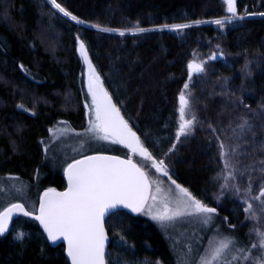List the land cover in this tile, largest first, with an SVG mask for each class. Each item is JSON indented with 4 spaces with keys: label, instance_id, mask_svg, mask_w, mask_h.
Returning <instances> with one entry per match:
<instances>
[{
    "label": "trees",
    "instance_id": "16d2710c",
    "mask_svg": "<svg viewBox=\"0 0 264 264\" xmlns=\"http://www.w3.org/2000/svg\"><path fill=\"white\" fill-rule=\"evenodd\" d=\"M58 3L83 23L112 30L226 17L222 0ZM235 5L239 12L244 7L247 13L264 12V0H236ZM78 41H83L104 87L144 147L155 159L165 158L173 179L193 196L207 203L214 200V176L220 169L223 143L216 118L225 124L218 114L220 105L232 107L233 100L243 110L245 121L241 124L244 122L248 130L239 133L240 139L245 138L242 153L256 143L264 145V130H257L258 117L253 113L264 110V16L224 27L205 23L176 31L166 28L121 36L71 21L48 0H0V196L12 186L6 179L16 177L32 183L44 170L43 144L52 126L64 121L76 128L85 125L84 100L89 95L85 78L89 70L78 51ZM191 61L203 62L210 76L202 79L194 74L189 79L187 65ZM215 78L223 80L226 93L208 95L206 87ZM198 80L201 83L197 84ZM185 83L194 85L197 124L190 136L177 141L178 97ZM222 130L223 134L229 131L227 126ZM252 137L257 139L250 144ZM173 144L176 147L169 151ZM113 147L117 154L131 155L115 143ZM254 154L264 156L262 151ZM50 183L62 189L66 181L59 173ZM233 201L222 200L216 206L218 216L227 218L229 224L235 215L242 217L247 206L243 195L237 200L239 209L229 212L236 207ZM105 226L110 238L107 264L112 263L114 254L122 255L130 264L140 259L150 260L148 264H183L184 256L168 234L142 214L118 210L106 218ZM17 233H23L24 238L15 239ZM118 237L123 238L120 246L114 243ZM0 264L69 262L62 244H50L34 220L17 217L9 232L0 236Z\"/></svg>",
    "mask_w": 264,
    "mask_h": 264
},
{
    "label": "snow or ice",
    "instance_id": "6c2138e0",
    "mask_svg": "<svg viewBox=\"0 0 264 264\" xmlns=\"http://www.w3.org/2000/svg\"><path fill=\"white\" fill-rule=\"evenodd\" d=\"M48 2L71 21L78 24L83 23L58 3V0H48ZM222 2L227 5V12L231 14L226 17L228 21L234 18H244L237 16L235 0H222ZM213 23L223 27L222 20L217 19ZM190 26L189 24H173L163 25L162 28L176 31ZM92 27L100 31H117L99 25H92ZM150 30L152 29L137 26L127 31L135 34ZM119 35H125V31H119ZM78 51L89 70L88 94L91 97V104L86 105L89 109V127L86 133L91 134V139L124 145L133 154L150 161L151 167L157 173L168 176L164 161H157L151 155L148 149L141 144L136 133L129 128L127 121L120 115L119 108L104 89L101 77L92 65L83 41H78ZM211 58L214 59L215 55ZM21 67L23 69V66ZM187 68L189 79L194 74L204 71L203 62L191 61ZM188 88L189 84L185 83L178 97V127L175 134L177 141L191 135L196 123L194 115L189 117L190 103L188 94H186ZM18 107L23 108L22 105ZM175 147L176 145L173 144L169 151ZM220 148V155L224 157L226 155L225 145L221 143ZM225 166L228 167L227 164ZM64 173L68 180L67 190L64 192H56L55 189L47 190L40 199L39 215L35 216V219L43 226L48 241L55 243L60 238L66 241L67 256L70 257L71 264H105L107 237L103 220L119 206L130 209L133 213H144L162 224L182 217L195 216L202 217V223L206 225L212 219L211 214L217 211L216 208L203 204L188 189L176 184L169 177L179 193L173 199L169 194L171 190L165 192L160 182L151 180L145 168L134 163L131 157L125 160L115 156H86L69 163ZM231 175L229 173V176ZM153 185H155L154 192L152 191ZM222 187H227V185ZM262 197H264V187L255 199ZM149 200L152 203H148ZM157 202L160 207H157ZM251 207L249 204L245 211H250ZM15 213L31 215L30 212L25 211L23 204L14 203L4 208L0 211V236L9 230V223ZM256 235L258 241L252 245V248L264 250V231H256ZM23 238V233H17L15 237L18 241ZM234 245L235 240L232 237H224L216 241L207 253L200 257L199 264H224L225 253ZM238 251L243 254L239 259H249L245 249H238ZM232 259L236 260L238 257L233 256ZM255 264H264V255L257 257Z\"/></svg>",
    "mask_w": 264,
    "mask_h": 264
},
{
    "label": "rangeland",
    "instance_id": "374dc122",
    "mask_svg": "<svg viewBox=\"0 0 264 264\" xmlns=\"http://www.w3.org/2000/svg\"><path fill=\"white\" fill-rule=\"evenodd\" d=\"M236 3V0H235ZM236 7V5H235ZM246 9V10H245ZM225 12L226 17L231 14L227 12V5L225 4ZM237 16H243V19L234 18L231 21H228L226 17L221 18L219 20L223 21V27L228 24H237L241 20L253 17H262L261 13L264 12H250L247 13V7L242 8V11L239 12L236 7ZM217 19L213 20H197L200 23L190 22L183 23L189 25H199L205 23H213ZM83 25L92 27V24L82 23ZM215 24V23H213ZM217 25V24H215ZM93 28V27H92ZM95 28V27H94ZM152 30H162L166 28H162V26L150 28ZM119 31H125V33H132L127 30H117V31H108L113 33H119ZM199 63V62H198ZM210 76L209 73L203 71L202 73L195 74V77H200L205 79L207 76ZM88 78L89 71L86 72L85 85L88 92ZM219 79V80H218ZM208 80V79H207ZM213 80H218L217 82L210 83L208 88V95L215 94H223L227 92L225 88V83L220 78H215ZM196 82V81H195ZM197 84L201 83L199 80L196 82ZM189 88L187 89L189 103H190V113L196 117L197 124V104H193V100L196 98V93L194 89V85L190 83ZM193 86V88H192ZM225 101H222L224 104ZM91 104L90 96L88 95V99L84 100L85 114L86 120L83 128H76L71 126L70 124L64 122H58L54 126L51 127L49 136L45 140L43 144V152H44V170H42L41 174L35 176L34 182L22 181L16 177L8 178L5 181L12 185L10 187V191H4L3 195L0 196V209L5 207L6 205L13 202L22 203L29 211H35L37 208L39 196L46 189H55V185L50 183L52 177L55 174H63L65 167L75 158L82 156L84 154L90 152H110L116 153L113 147V143L110 141L103 140H95L91 139V134L86 133V129L89 127V109L86 105ZM235 101L232 100V107L228 104L220 105L218 110L219 116H223L222 119L225 124L218 123V118H216L215 123L219 127L221 140L225 144L226 155L221 157L220 155V169L215 174L214 178L217 183L215 184L216 193L213 195V203H207L205 200L194 196L196 199L200 200L203 204L208 207L216 208L224 202H232V197H235L236 202L235 208H230L229 212H236L239 208V202L237 205V200H239L243 195L247 198V206L243 207L242 217L238 218L235 215V221L232 224H229V220L224 216L220 217L216 213L211 214L212 219L208 224L202 223V217H182L176 221L166 222L164 224L151 219L150 216L141 213L144 217L149 220H153L157 222L161 228L164 230L166 234L171 238L175 248L178 250L180 254H182L183 264H199L200 257L205 255L210 248V246L216 241L224 238V237H232L235 240V245L233 248L228 250L224 256V264H255L256 258L264 255V250L259 248H252V245L257 243L258 237L256 235V231H264V197L261 199H255L260 194V190L264 187V156L260 157L254 153H259V151L264 152V145L255 144L254 147L246 148L250 150L249 152L242 153V143L245 138L240 139L239 133L244 134L245 131L248 130L246 126L241 124V120H244V117H241L243 114V110L241 111L235 104ZM24 107V106H23ZM25 109V107H24ZM28 110V109H26ZM255 117H258L257 130H264V110H259L257 112H253ZM262 116V117H261ZM220 117V118H221ZM261 117V118H260ZM94 118V117H93ZM226 119V121H225ZM240 120V121H239ZM262 120V121H261ZM209 121H211L209 119ZM245 121V120H244ZM263 122V123H262ZM235 126H232V124ZM260 123V124H259ZM241 124V125H240ZM254 125V124H252ZM229 130L225 134H223L222 128ZM178 127V115H177V125L176 131ZM193 127V129H194ZM244 132V133H243ZM193 133V132H192ZM190 136V135H189ZM256 136V135H255ZM188 137V136H187ZM258 138V136H256ZM256 137H252L250 144L257 139ZM183 139L186 137H182ZM181 138V139H182ZM246 139L249 138L246 136ZM181 141V140H180ZM234 142V144L232 143ZM123 153V152H121ZM254 162L253 161V156ZM126 157H131L137 163L145 168V171L148 173L151 180H158L160 182V186L164 189L165 192H168L170 196L174 199L179 193L175 188V185L171 183V180H174L176 184H179L175 179H173L172 169L169 167L165 158L156 159L157 161L163 160L165 165L167 166L168 176H164L162 173H157L154 168L151 167V162L144 160V158H139L137 156L127 155ZM137 157V158H136ZM258 157H260L258 159ZM141 160V161H140ZM259 160V161H258ZM257 161L259 163H257ZM228 165L226 167L225 165ZM229 173L232 175L229 176ZM171 177V180H169ZM228 177V179H225ZM2 182H5V181ZM180 185V184H179ZM223 185H227V187H222ZM183 188H186L180 185ZM244 193L242 194V189ZM187 189V188H186ZM152 191H155V185L152 187ZM242 194V195H241ZM241 196V197H240ZM226 199V200H225ZM148 203H152L151 200ZM215 203H218L215 205ZM251 205L250 211H245L248 208V205ZM222 205V204H221ZM157 207H160L157 202ZM224 207V206H223ZM226 207V206H225ZM222 208V207H221ZM155 210V209H154ZM123 240V238H122ZM119 237L114 241L115 244L120 246L119 244L123 243ZM238 249H245L249 259L243 260L239 259L242 257V253L238 251ZM233 256L238 257V259L233 260ZM150 260L140 259L136 260L133 264H148ZM111 264H130L122 255L114 254L112 258ZM157 264V263H154Z\"/></svg>",
    "mask_w": 264,
    "mask_h": 264
},
{
    "label": "water",
    "instance_id": "95a60500",
    "mask_svg": "<svg viewBox=\"0 0 264 264\" xmlns=\"http://www.w3.org/2000/svg\"><path fill=\"white\" fill-rule=\"evenodd\" d=\"M217 56H218V57H221V53H218ZM103 87H104V85H103ZM104 89L106 90L105 87H104ZM106 91H107V90H106ZM107 92H108V91H107ZM108 94L110 95L109 92H108ZM110 96H111V95H110ZM111 97H112V96H111ZM90 98H91V97H90ZM112 101H113V103H115L114 100H113V98H112ZM120 115H121V113H120ZM121 116H122V115H121ZM128 126H129V125H128ZM129 128H131V127L129 126ZM131 130H132L133 132H135L132 128H131ZM135 133H136V132H135ZM136 136L139 137L137 133H136ZM139 139H140V138H139ZM140 142H141V144H142L141 139H140ZM118 145L121 146V147H123V148H125V149L128 150L129 152H131L130 149L127 148V147H125L124 145H121V144H118ZM142 145H143V144H142ZM143 146H144V145H143ZM131 153H132V152H131ZM96 155L115 156V157H119L120 159H125V160L128 159V157H124V156L119 155V154H116V153H110V152H91V153H87V154H84V155H82V156H79V157L75 158L74 160H80V159H83V158L86 157V156H96ZM137 156H139V155H137ZM139 157H141V156H139ZM141 158H142V157H141ZM74 160H72L70 163H72ZM133 162L136 163L134 160H133ZM138 166H139V165H138ZM66 167H67V166H66ZM66 167H65V168H66ZM64 178H65V181H66L65 187L62 188V189H55L56 192H64V191L67 190V188H68V180H67V177H66L65 173H64ZM47 190H49V189L44 190V191L41 193V195L39 196V200H38L37 208L35 209V211H29V210L24 206L25 211H28V212L31 213L30 216H25V215H23L22 213H15V214L12 216V219H11V221H10V223H9V230H10V227H11V225H12V222H13L17 217H26V218H29V219H31V220H34V221L39 225V227H40L42 233L45 235V237H46V239H47V234L44 232L43 226L40 224V222H39L38 220L35 219V216L39 215L40 199H41V197L44 195V193H45ZM14 203L22 204V203H20V202H13V203H10V204L6 205L5 207H3L0 211H3L4 208H7V207H9L11 204H14ZM118 210H125V211H127V212H129V213H131V214H134V215H136V214H140V213H133V212L130 211V209L124 208L123 206H119V207H117L116 209L112 210L111 213H113V212H115V211H118ZM111 213H110V214H111ZM110 214L106 215V216L104 217V220H103L104 231H105V235H106V237H107V241H106V245H105V264H106V251H107L108 245H109V243H110V238H109V235H108V232H107L106 226H105V220H106V218H107ZM9 230H8L5 234H7V233L9 232ZM5 234H4V235H5ZM48 242H49L50 244H62L64 255H65L66 259L68 260L69 264H71V259H70V257L67 256V243H66V241L63 240V238L58 239L55 243H53V242H51V241H48Z\"/></svg>",
    "mask_w": 264,
    "mask_h": 264
},
{
    "label": "bare ground",
    "instance_id": "6f19581e",
    "mask_svg": "<svg viewBox=\"0 0 264 264\" xmlns=\"http://www.w3.org/2000/svg\"><path fill=\"white\" fill-rule=\"evenodd\" d=\"M222 55V54H221ZM196 63H198V62H196ZM136 132V131H135Z\"/></svg>",
    "mask_w": 264,
    "mask_h": 264
}]
</instances>
